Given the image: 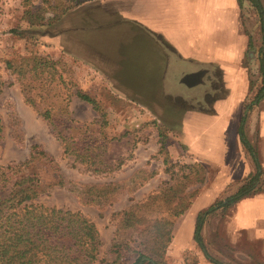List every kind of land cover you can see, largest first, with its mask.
Segmentation results:
<instances>
[{
	"label": "rangeland",
	"instance_id": "374dc122",
	"mask_svg": "<svg viewBox=\"0 0 264 264\" xmlns=\"http://www.w3.org/2000/svg\"><path fill=\"white\" fill-rule=\"evenodd\" d=\"M100 1L107 0H86L56 20L46 11L45 23L32 25L24 12L29 6H45L43 0H0V166L25 160L32 144L48 152L57 163L65 184L52 185L58 174L48 162L36 160L33 171L42 184H51V188L39 194L36 201L87 215L99 232L100 259L110 258V245L118 235L119 240L129 241V245L143 254V264H152L151 259L159 264H211L213 262L205 257L194 240L195 220L199 211L234 193L243 179L253 172V161L237 134L243 115L246 116L245 134L259 154V163L262 161L258 148L264 143L260 140L259 120L253 118V109L262 102L248 106L261 85L259 16L248 0H237L242 34L247 39L240 61L245 69L246 94L242 108L239 110L238 107L233 113L230 124L227 122L226 127L221 120L222 129L216 132L218 117L228 116L223 105L217 107L219 110L215 109L219 106L218 101L229 99L235 103L245 89L237 80L238 73L227 74L230 84L219 86L225 76L222 74L223 81L220 82L218 71H214L218 65L191 64L181 56L176 58L172 48L163 45L160 49L162 65H167L170 70H163L161 81H148L162 85L140 87L127 85L125 79L110 81L108 72L90 64L91 52L123 50L128 60L126 66L132 68L127 71L136 76L133 82L137 83L139 43L149 46L150 42H144L141 28L133 22L116 21L110 15L93 19L88 16V7ZM262 2L264 4V0ZM168 20L162 18L160 21ZM97 35H101L98 40ZM169 53L173 55L172 59ZM8 62L23 73H14ZM201 67L209 69L203 87L196 85L198 77L191 72ZM187 71L190 73L183 76ZM213 78L219 83L214 88L209 82ZM139 80L145 81L144 78ZM75 90L91 96L98 109L75 96ZM188 113L189 121L199 120L198 129L191 130L185 122ZM13 118L19 125L13 123ZM163 131L167 134L169 153L166 164L163 155L157 153L158 132ZM57 132L73 144L77 153H63ZM172 162L199 163L204 168L205 180L190 185L181 193L182 199L170 203L158 199L149 208L153 216L173 221L167 245L152 254L149 227L143 225L136 231L124 229L117 233L116 213L163 192L173 183L165 171ZM118 164L119 168L110 171ZM247 164L252 165V170L242 177V166L245 170ZM111 181H122L121 189L115 199L104 205L82 204L72 191L76 189L83 193L75 183L102 185ZM259 186L258 192L206 217L201 234L211 256L226 264H264L253 246V231L234 230L235 223H250L253 219L250 214L253 196L264 192V173ZM183 203H187L186 209L172 217L169 211L177 210ZM239 209H242L241 214L237 213ZM189 211L192 229L184 226L177 229L180 222L185 223ZM136 256L137 253H128L122 259L123 264H132Z\"/></svg>",
	"mask_w": 264,
	"mask_h": 264
},
{
	"label": "trees",
	"instance_id": "16d2710c",
	"mask_svg": "<svg viewBox=\"0 0 264 264\" xmlns=\"http://www.w3.org/2000/svg\"><path fill=\"white\" fill-rule=\"evenodd\" d=\"M86 0H43L40 7L29 6L24 15L32 25L45 23V12L51 13L52 19H60L70 9L82 4ZM258 13L264 50V4L262 0H248ZM29 2V1H28ZM259 73L261 85L248 104L259 103L264 98V51L259 57ZM16 74L23 73L20 68H13V64L7 63ZM1 92V84H0ZM74 95L98 109L97 102L81 90H75ZM245 119L240 118L237 134L245 149L255 164V172L250 173L243 179L237 190L217 200L209 208L199 211L196 220L193 237L205 257L215 264H226L211 256L206 249L201 234L206 217L220 208H227L234 202L250 194L258 192L261 188L260 178L264 173L259 163L257 151L249 142L245 134ZM13 123L19 125V121L13 118ZM159 149L158 154L163 155V163H167V134L165 131L158 132ZM2 137V122L0 118V139ZM56 137L60 140L64 154L77 153L73 144L61 133ZM36 160L48 162L58 174L57 181L52 185H64L65 180L60 174L59 167L53 157L41 149L37 144L29 147L28 157L23 161L10 162L0 166V264H123V257L128 253H137L132 264H143V254L137 252L136 248L114 237L110 245V258L100 259L99 249L101 239L95 223L84 213L68 209L47 206L36 201L42 192L49 186L42 184L41 178L33 171ZM120 164L113 169L119 168ZM98 170V169H97ZM174 180L163 192L149 196L146 200L131 204L116 213L118 216L117 233L121 230L136 231L140 226H148L152 246L150 251L156 254L162 251L170 239V231L173 221L171 218L153 216L149 208L154 206L158 199L170 203L179 199L190 185L201 183L205 180V171L199 163L178 164L172 162L165 167ZM172 181V180H171ZM122 181H111L108 184H80L83 193L76 189L74 193L82 204L104 205L116 198L118 190L121 189ZM86 196H83V195ZM184 204V203H183ZM182 204V205H183ZM187 203L177 210H171L172 217L182 214ZM151 210V209H150ZM152 211V210H151ZM150 222V223H149ZM152 264H159L152 260Z\"/></svg>",
	"mask_w": 264,
	"mask_h": 264
},
{
	"label": "crops",
	"instance_id": "0c3cea01",
	"mask_svg": "<svg viewBox=\"0 0 264 264\" xmlns=\"http://www.w3.org/2000/svg\"><path fill=\"white\" fill-rule=\"evenodd\" d=\"M110 1L117 2L113 6ZM98 5L108 15H112L109 12L111 11L109 6H112L115 9V11L112 10L115 19L121 17L123 18L122 21H130L139 26L141 28L140 32L149 39L147 41L150 44L149 46L146 44L143 46L142 43H139L136 60L137 64L139 63L137 83L133 82V80H136V76L129 74L132 68L126 66L128 60L121 49L116 50V52L113 50L103 52L97 49V53L91 52L89 56L92 58L89 59L90 64L96 65L98 70L108 72L110 81L115 80L117 82V79L123 81L125 79L127 85L140 87L154 84L162 85L161 83H148V81H161L163 79V70H170L167 65H162L160 49L165 45L172 48L175 56H177L176 58L181 56L186 62L191 64L214 63L225 73V76L231 74V72H233V75L238 73L239 79L237 80L245 86L244 91L240 93V98L235 103H231L229 99H224L222 102L218 101L219 106L215 108L218 109L217 107L223 105L228 113V116L224 118L218 117L216 132L221 128V120L225 122L226 127L228 126L227 122L230 124L233 113L237 111L238 107L239 110L242 108L246 94L245 69L241 67L240 61L246 48L247 39L242 34L240 9L237 0H107L100 1ZM91 15L92 12H88V16L93 19V15ZM162 18H167V20L170 18V20L162 23L160 21ZM155 46L157 47L155 48ZM155 50L159 53H156ZM98 52H101L100 56H98ZM109 55H112V57ZM196 70L194 69L191 72L193 73ZM188 73L190 72H184L182 75L184 76ZM141 78H144L145 81L141 82L139 80ZM228 78L230 77L228 76ZM234 78L231 79L234 80ZM123 81H121V85H123ZM197 84L199 85L198 82ZM259 103H261L258 105L259 107L257 106L253 109V118L257 117L259 120L260 140L264 143V98ZM191 113L194 115L193 112ZM189 114L186 115L185 122L191 130L198 129L199 120L193 119V121H189L187 119ZM263 145H259L258 151L260 152V158H262L260 165L264 168ZM247 165L248 167L245 170V166H242V177L252 170V165ZM254 172L255 164L253 163ZM241 212L242 209H239L237 213L241 214ZM190 214V211L187 212L185 223L180 222L177 229L183 226L192 229L190 227L192 225ZM250 214H253V219L250 220V223L249 221L246 223H235L237 227L234 230L253 231V246L256 247V251L264 261V192H259L253 196V208L251 207Z\"/></svg>",
	"mask_w": 264,
	"mask_h": 264
},
{
	"label": "flooded vegetation",
	"instance_id": "af4514ba",
	"mask_svg": "<svg viewBox=\"0 0 264 264\" xmlns=\"http://www.w3.org/2000/svg\"><path fill=\"white\" fill-rule=\"evenodd\" d=\"M117 1H110V3L113 5V4H115ZM114 6V5H113ZM97 7H99V5H98V3H96V4H93V5H90L88 8H90V12H92V15H93V17H98V16H106V15H108V14H106L104 11H102V9H100V7L99 8H97ZM110 8H111V11H109L110 12V14L112 13V15H110L111 17H113V11H115V9L114 8H112V6H109ZM255 9V8H254ZM113 10V11H112ZM88 12H89V9H88ZM257 12V11H256ZM105 13V14H104ZM258 14V13H257ZM91 15V16H92ZM114 18V17H113ZM122 19L123 18H117L116 19V21H122ZM98 33V32H97ZM136 35H138V34H136ZM141 36H143V34H140ZM145 35V34H144ZM99 36H101V35H97V40H98V38H100ZM147 36V35H146ZM107 37H109V36H107ZM144 37V36H143ZM148 37V36H147ZM96 38V37H95ZM145 39V41L144 42H146V40H149V39H147L146 37H144ZM96 44H97V41H96ZM263 45H262V38H261V47H260V55H259V57L262 55V53H263V47H262ZM96 47H98V46H96ZM169 57H170V59H172L173 58V55H171L170 53H169ZM258 62H259V58H258ZM214 71L216 72V71H218V73H219V80H220V82L221 81H223V79H222V74L225 76V73H223V71L221 70V69H219L218 68V66H216L215 68H214ZM213 71V72H214ZM192 74H194L196 77H198V83H199V86H201V87H203V86H205L206 84V82H205V77L206 76H209V69L208 68H198L196 71H194ZM209 82H211V84H210V86L211 87H215V86H217V85H219V83L218 82H216L215 81V79L213 78L212 79V81H209ZM222 84V85H221ZM226 85V87L229 85V83H228V81L226 80V76H225V78H224V81L223 82H221L220 83V85L219 86H225ZM218 98H216V99H213V102H215L216 100H217ZM192 111H194L193 109H192ZM212 112H213V110H212ZM208 113H210L209 111H208Z\"/></svg>",
	"mask_w": 264,
	"mask_h": 264
}]
</instances>
